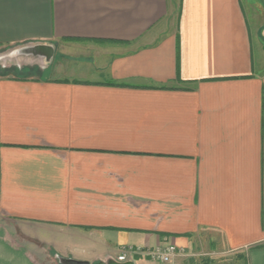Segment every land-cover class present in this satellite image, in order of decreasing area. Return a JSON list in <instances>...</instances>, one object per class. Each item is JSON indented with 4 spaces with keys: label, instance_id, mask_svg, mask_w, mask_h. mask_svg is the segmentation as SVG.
Listing matches in <instances>:
<instances>
[{
    "label": "crops",
    "instance_id": "obj_1",
    "mask_svg": "<svg viewBox=\"0 0 264 264\" xmlns=\"http://www.w3.org/2000/svg\"><path fill=\"white\" fill-rule=\"evenodd\" d=\"M34 46L54 71L0 72V264H264V0H0Z\"/></svg>",
    "mask_w": 264,
    "mask_h": 264
},
{
    "label": "rangeland",
    "instance_id": "obj_2",
    "mask_svg": "<svg viewBox=\"0 0 264 264\" xmlns=\"http://www.w3.org/2000/svg\"><path fill=\"white\" fill-rule=\"evenodd\" d=\"M24 49V48H23ZM22 48H2L0 49V72L5 75H13L14 78H33L36 76H47L50 71L49 65L45 64V61H41L33 56H28L24 54ZM55 60V59H54ZM60 56L57 55L55 60V66H59ZM66 69L65 71L68 73H73L72 71L75 69V63L73 61H69L68 59L64 60ZM57 69V68H56ZM62 71V70H61ZM59 76V75H58ZM60 77V76H59ZM14 226H19L20 223L18 221H10ZM9 229L10 232L14 233L16 228L14 226ZM22 231V230H21ZM21 242L24 241V244L29 245L31 248L35 249L39 256L37 259L41 261L42 264H64L61 260H66L65 258H58L56 255H52V252L49 251V247L45 248L44 244H41L39 241H28L26 238H20ZM32 243L29 244V243ZM123 251V250H122ZM122 254L120 253V256ZM118 256V258L120 257ZM117 258V260H118Z\"/></svg>",
    "mask_w": 264,
    "mask_h": 264
},
{
    "label": "built area",
    "instance_id": "obj_3",
    "mask_svg": "<svg viewBox=\"0 0 264 264\" xmlns=\"http://www.w3.org/2000/svg\"><path fill=\"white\" fill-rule=\"evenodd\" d=\"M144 251L141 248H127L118 258L117 262L127 263L133 262L136 256H144ZM177 254V249L174 246H169L165 249L158 248L153 252H149L146 256L152 264H171L173 257ZM135 256V257H134Z\"/></svg>",
    "mask_w": 264,
    "mask_h": 264
},
{
    "label": "water",
    "instance_id": "obj_4",
    "mask_svg": "<svg viewBox=\"0 0 264 264\" xmlns=\"http://www.w3.org/2000/svg\"><path fill=\"white\" fill-rule=\"evenodd\" d=\"M26 55L33 56L35 58H40L45 60L46 62L50 63L51 60L54 58L55 51L52 47L49 46H34L31 48H25L22 51ZM64 264H90L88 262H79L74 260H61ZM97 264H105V263H97ZM107 264H135L133 262L127 263H119L115 261H110Z\"/></svg>",
    "mask_w": 264,
    "mask_h": 264
}]
</instances>
